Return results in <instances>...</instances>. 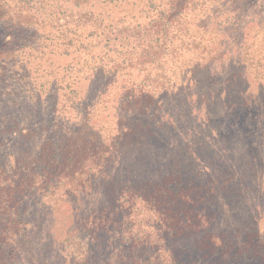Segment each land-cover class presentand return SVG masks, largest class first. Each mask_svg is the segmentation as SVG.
<instances>
[{
    "label": "trees",
    "instance_id": "1",
    "mask_svg": "<svg viewBox=\"0 0 264 264\" xmlns=\"http://www.w3.org/2000/svg\"><path fill=\"white\" fill-rule=\"evenodd\" d=\"M249 1L0 0V151L17 145L0 156V264H264V231L226 212L220 177L185 171L163 121L141 118L206 69L209 89L244 76L218 59ZM73 48L74 65L40 75L47 52ZM238 68L258 76L264 63ZM98 75L104 130L87 96ZM58 106L84 116L60 144L41 121L53 111L62 128Z\"/></svg>",
    "mask_w": 264,
    "mask_h": 264
},
{
    "label": "rangeland",
    "instance_id": "2",
    "mask_svg": "<svg viewBox=\"0 0 264 264\" xmlns=\"http://www.w3.org/2000/svg\"><path fill=\"white\" fill-rule=\"evenodd\" d=\"M249 2L251 10L241 16L242 25L234 31H231L232 28L227 30L224 45L230 48L224 50L227 54L223 55L222 59H218L226 64L224 69H228L231 74L240 72L244 76L231 83L224 78L222 82L209 89L204 88L208 87V85L204 86L209 72L206 69L204 73L202 71L200 75H195L193 92L183 91L178 98L172 95L168 99H161L154 105L152 114L142 115L141 118L152 129L156 128L157 121H163L167 133H171L170 139L178 145V148L167 154L168 158L177 160V165L180 164L192 175L201 171L202 177L205 175L220 177L222 186L227 188L223 199L226 212L235 214L237 219L240 218L237 224L242 225V230L262 233L264 231V68L259 70L257 76L252 73L246 74V69L239 70L238 66L250 62L255 65L259 60L264 63V0ZM6 42L7 33L4 29H0V46ZM79 52L75 48L69 49L67 54H62L61 50H56L53 54L47 52L39 65L40 75L43 74V70L51 73L74 65ZM246 53L250 56H246ZM46 73L44 72L43 75ZM94 80L97 87L87 96L92 105L91 110L97 112L90 123L104 130L108 124H111L107 118L108 113H103L100 106V91L105 88L107 79L98 75ZM207 91L211 96L202 103L203 92ZM55 102L62 103V97L60 96ZM58 110L61 114L57 112L55 115L57 117L61 115L62 118L57 120L63 122L62 128L54 127L53 111L45 110L41 121L46 127V137H57L55 140L60 144L63 138L74 131L73 129H76L80 123L84 124L82 120L84 116L80 114L81 116L77 118L72 110V112L60 111L59 106ZM178 127H181L179 131L173 133ZM158 141L155 138L149 139L152 145H159ZM41 143L44 144L43 141L31 143V150H35ZM15 144V141L7 140L6 145L10 148L7 147L6 152L0 151L2 153L0 156L3 158L10 151L14 154L17 151L13 148L17 146ZM133 150L134 148H131L128 153ZM143 150L149 151L147 148ZM9 160L11 161L12 157H9ZM172 168H174L173 164ZM229 176V183L224 185L223 182Z\"/></svg>",
    "mask_w": 264,
    "mask_h": 264
}]
</instances>
